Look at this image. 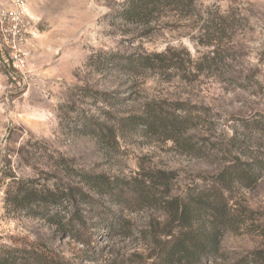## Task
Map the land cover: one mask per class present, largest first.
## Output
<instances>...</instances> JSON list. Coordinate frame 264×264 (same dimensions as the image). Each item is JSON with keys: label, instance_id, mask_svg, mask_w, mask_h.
Listing matches in <instances>:
<instances>
[{"label": "rangeland", "instance_id": "1", "mask_svg": "<svg viewBox=\"0 0 264 264\" xmlns=\"http://www.w3.org/2000/svg\"><path fill=\"white\" fill-rule=\"evenodd\" d=\"M126 1L0 0V264H40L29 256L34 248L65 264H165L161 244L175 198L204 186L231 156L261 165L255 183L235 184L227 195L234 212L247 207L252 219L226 231L222 258L207 264H264V144L242 128L264 123V0H199L202 10L245 18L212 45L195 17L124 23L116 14ZM111 53L176 61L132 75L102 65ZM149 114L185 122L178 130L166 121L117 125L103 136L77 130L82 116L111 122ZM84 173L152 184L153 200L121 205ZM19 179L88 194L77 211L88 243L78 228L66 235L11 209L5 192Z\"/></svg>", "mask_w": 264, "mask_h": 264}, {"label": "trees", "instance_id": "2", "mask_svg": "<svg viewBox=\"0 0 264 264\" xmlns=\"http://www.w3.org/2000/svg\"><path fill=\"white\" fill-rule=\"evenodd\" d=\"M166 13H173L181 18L195 17L199 27L204 31L206 45H212L220 40L230 38L237 29V21H245L242 16L222 14L217 7L200 9L199 0H127L117 12L116 17L126 24L150 25ZM153 55H121L111 53L104 58L102 65L118 68L132 75L143 74L156 67H169L174 61L173 57L153 59ZM149 116V117H148ZM99 121L92 116H82L77 123V130L85 134L96 136L107 135L114 132L119 126H150L155 122L165 121L169 126L178 130L185 120L178 118H158L151 114L146 116L119 118L117 121ZM119 125V126H117ZM247 138L254 134L262 138L264 144V123L251 121L242 124ZM231 146H235V136L229 138ZM231 149L228 150L230 152ZM225 152V151H224ZM226 154V153H224ZM261 165L242 161L238 156L223 159L204 186L175 198L172 203L170 228L163 231L167 241L161 244V255L165 264H207L222 258L221 239L226 231L234 230L236 225H246L251 220L252 211L241 208L234 212L228 204V193L235 184L248 187L255 183L260 175ZM88 185L95 187L100 193L116 199L125 206L146 204L153 200L150 186L152 184L125 181L122 178L108 177L105 174H83ZM156 182V179H152ZM157 183V182H156ZM46 187L35 185L31 180L19 179L15 181L10 191L5 192V201L9 207L16 211H25L33 217H41L48 223L55 225L66 235L78 236L88 243L84 229V220L77 213L78 203H89L91 198L82 189L76 187ZM74 208L73 211L68 208ZM103 215V214H102ZM107 218L105 213L102 219ZM174 223V226L172 224ZM240 223V224H239ZM114 226V222H106L107 226ZM264 237V230H262ZM37 259L40 264H65L61 262L51 250L34 248L29 255ZM256 261L253 259L251 263ZM35 263V262H32ZM25 264V263H23ZM231 264V263H230ZM233 264V263H232Z\"/></svg>", "mask_w": 264, "mask_h": 264}, {"label": "built area", "instance_id": "3", "mask_svg": "<svg viewBox=\"0 0 264 264\" xmlns=\"http://www.w3.org/2000/svg\"><path fill=\"white\" fill-rule=\"evenodd\" d=\"M18 5L19 6H22L23 5V2H21V1H18ZM0 22H2V17H1V15H0ZM2 26V23H0V27ZM24 62H23V60L20 58V59H18L17 60V64H16V66H20V65H22Z\"/></svg>", "mask_w": 264, "mask_h": 264}]
</instances>
